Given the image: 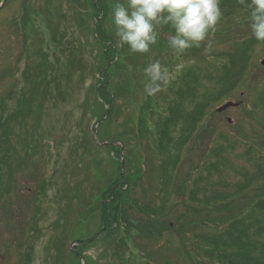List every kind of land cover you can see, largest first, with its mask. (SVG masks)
<instances>
[{"label": "rangeland", "instance_id": "374dc122", "mask_svg": "<svg viewBox=\"0 0 264 264\" xmlns=\"http://www.w3.org/2000/svg\"><path fill=\"white\" fill-rule=\"evenodd\" d=\"M115 2L0 1V264H67L70 250L82 251L80 264H105L112 254L106 245L117 239L101 232L99 220L100 208L109 203L101 193L120 161L117 149L107 146L113 137L119 136L120 157L128 160L126 200L172 228L181 218L186 229L178 232L186 236L199 217L190 213L191 203L183 206L173 197V181L190 172L183 193L192 188L203 198L219 190L242 200L259 193L258 183L264 182L257 163L264 159V42L252 36L248 10L222 11L214 34L178 57L167 46L166 26L148 53L120 44L111 21ZM236 46L247 51L231 71L224 66ZM156 60L170 69L185 66L164 91L147 96L143 69ZM190 71L198 74L199 88L187 94L199 90V100L187 104L197 115L184 120L186 142L173 166V146L170 159L159 149L158 130L164 120L173 122L176 94L186 93L183 79ZM107 79L117 99L112 117L99 96L100 82ZM34 81H45L47 90L32 88ZM53 96L57 100L50 103ZM97 101L103 113L108 109L106 118L93 119ZM20 103L25 113L35 114L28 125L21 128L19 122L29 117L19 116L3 126ZM209 181L215 189L204 188ZM238 186H243L239 193ZM179 197L189 201L188 194ZM117 203L123 210L124 202ZM237 203L235 198L233 206ZM213 206L219 210L221 203ZM127 208L120 216L130 221L116 230L126 239L118 252L125 264H191L192 245L184 250L173 230L152 227L141 208ZM92 236L98 242L73 245Z\"/></svg>", "mask_w": 264, "mask_h": 264}, {"label": "trees", "instance_id": "16d2710c", "mask_svg": "<svg viewBox=\"0 0 264 264\" xmlns=\"http://www.w3.org/2000/svg\"><path fill=\"white\" fill-rule=\"evenodd\" d=\"M220 7L221 12L223 11L227 14L234 12L236 9L241 11L248 10L244 4L240 3V0H220ZM103 38L106 39L104 36ZM108 41L109 43L111 42L110 40ZM238 47L239 46H236L233 49L234 52L229 54V62L224 66V68L230 67V70L232 71L234 64L236 62L241 61V58L244 56L247 49L244 48L242 51H239ZM246 47L249 50L251 46L248 45ZM77 63L80 64L79 61H77ZM187 75L188 76H185L183 79V87H185L184 90L186 93L176 94L177 100L175 101V108L177 112L173 115V122L171 120H164L163 128L160 131L158 130L157 142L159 149L165 150V154L169 155L170 159L172 157L171 148L173 146V166H175V164L177 163L176 157L177 152L180 150L179 146L181 145V143L186 142L185 134L186 132L188 133V130L184 125V120L186 119V117L187 119L192 118L191 120H193V118H196L197 115L196 110L189 112L188 104L191 103L187 104V102L194 101V103H196V101L199 100V97H197V94H199V90H196L194 92L195 95H189L187 93H192V90H195V87L197 89L199 88V76L194 71H190ZM226 78L227 76L225 77V80ZM100 84L101 91L99 93V96L101 99H99L101 100V102H104L110 107V114L108 116L112 117V111L115 107V101L117 99L114 98L113 91L111 93V91L109 90L110 84L108 79L104 82H100ZM39 85H42L44 89L47 90V85L45 81H34L32 84V88H36ZM46 99L49 100V96ZM53 100H57V98L54 96L51 97L50 103L53 102ZM22 106L25 105L23 103H20L19 109L9 118L3 119L1 124L3 126L7 124L8 127L9 122L12 121L13 118L19 116H28L29 118H23L22 121L19 122L22 126L21 128L28 125V121H30L31 116H34L35 114L25 113V108L22 109ZM94 108L95 117H93V119L97 120L99 118H102L103 115H106V112L103 113L104 107L99 101H97L96 106ZM136 133L137 136L139 135L138 139H136L138 140L137 143H140L142 132L141 130L136 128ZM116 136L118 135L116 134ZM118 139L119 136L113 137L109 140L110 142L107 143L109 149H117L115 151L118 152L117 155L120 159V161L116 164L117 168H115L116 178L113 177L114 179L108 184L106 190L101 193L102 197H107L109 200V203L107 205L105 204L103 207L100 208L101 212L99 220L100 226L103 229L101 230V232L103 231V234L111 233L115 236V238H117L113 240V243H107L106 245L107 250L110 249L112 251V254L109 259L105 261V264H125V259L119 257L118 252L123 245H126V239L123 237L122 234L118 235L116 233V230L120 227H123L125 223L130 221L128 220V218L127 220H125V218L123 219L120 216V213L124 214V212L130 210L129 208H127V204L131 205V207H133V209L135 208L136 210L141 208L145 216V218H143L145 220L147 219V221L149 222L148 225L152 227L153 225L155 227H159L158 229L160 230H173V233H175V235L179 238L184 250H186L187 245H192L191 247H193L197 251L195 252L194 249L191 250L192 256L191 258L189 257L191 264H264V185H262L264 184L263 181L258 183L259 185L256 192L259 191V193H255L252 197L249 198L250 200H247L245 198L244 200H242L240 196L236 193L232 195H226L225 193L223 194V192L219 190H217L218 192H214L215 195L203 198H200L198 196V190L195 191V189L192 188H189L188 192L183 193L186 189L188 190L187 180H189L191 177L189 176L190 172L188 175H186V173L183 176V181L178 180V182L176 183L175 181H173V197L177 198L179 201L178 203H181L183 206L191 203L190 213L199 217L198 220L193 221L191 227L189 226V235L186 236L183 235L181 232H178V230H181V228L186 229L185 225L179 223L181 221V218L174 219L175 222L173 221V226L174 223L176 224V226L172 228L169 223L166 224L165 222H162L160 220L158 222H154L155 220L153 219H155V217L158 215L153 216L149 212V210H145V206L141 207L138 203L132 204L128 200H126L125 192L128 189L125 191V187L127 186L129 177L131 175L128 166H124V162L125 164L128 163L127 158L123 159L120 157L124 144L119 142ZM196 141L198 142V137ZM85 142L86 141L84 140L83 143ZM114 143L117 144L112 145ZM195 146L196 145H194V147ZM257 163H259L260 168L262 169V171H264V159L261 160L258 158ZM165 164L166 166H169V162ZM122 166H124L125 168L124 171H122ZM257 169L259 170V168ZM168 177L169 172L167 178ZM169 181L170 179H168V183ZM205 187L206 189H215L211 181H209V183H205L204 188ZM242 187L243 186H238L237 193L242 191ZM128 192H130V189L127 191V194ZM186 194L189 195V201H185L184 199L179 197L181 195ZM235 198H238V203L236 206H233ZM117 200H122L124 202L125 207L123 210L118 208L119 203H117ZM175 202H177L176 199ZM217 202L221 203V208H219V210L215 208V206H213ZM193 205H198V208L201 209L193 210L197 209ZM233 207L235 208L233 209ZM160 210L161 209L159 208V211ZM212 212H217L214 217H211V214H213ZM165 213L166 211L164 212L162 208L161 214ZM135 221L138 223L142 222L141 219H137ZM131 223L132 222H130V224ZM94 236H96V234ZM94 236H92L88 240L83 239V241H76L77 245L83 246L84 244H93L98 242L96 241L98 237L96 238V240H92ZM66 258L68 261L67 264H80V259H83L82 251L80 253H73V251L70 250V252H67ZM53 264H57V262L55 261Z\"/></svg>", "mask_w": 264, "mask_h": 264}, {"label": "clouds", "instance_id": "9594fccd", "mask_svg": "<svg viewBox=\"0 0 264 264\" xmlns=\"http://www.w3.org/2000/svg\"><path fill=\"white\" fill-rule=\"evenodd\" d=\"M240 3L248 9L252 36L264 42V0H240ZM221 16L220 0H116L111 21L120 44L140 54L148 53L158 42V30L168 27L167 46L179 57L214 34ZM184 66L177 63L170 69L159 60L149 63L143 69L146 95L164 91Z\"/></svg>", "mask_w": 264, "mask_h": 264}, {"label": "water", "instance_id": "95a60500", "mask_svg": "<svg viewBox=\"0 0 264 264\" xmlns=\"http://www.w3.org/2000/svg\"><path fill=\"white\" fill-rule=\"evenodd\" d=\"M230 105H231V104L229 103V104H226V105L222 106L221 108L217 109V112H222V111H224V110L227 109ZM107 112H108V111H107Z\"/></svg>", "mask_w": 264, "mask_h": 264}]
</instances>
